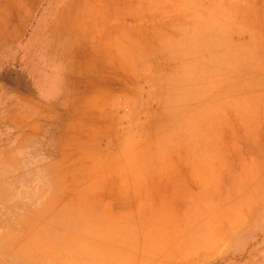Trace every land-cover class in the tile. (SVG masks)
Here are the masks:
<instances>
[{
    "label": "rangeland",
    "instance_id": "obj_1",
    "mask_svg": "<svg viewBox=\"0 0 264 264\" xmlns=\"http://www.w3.org/2000/svg\"><path fill=\"white\" fill-rule=\"evenodd\" d=\"M118 2L72 108L0 99V264H264V0Z\"/></svg>",
    "mask_w": 264,
    "mask_h": 264
},
{
    "label": "crops",
    "instance_id": "obj_2",
    "mask_svg": "<svg viewBox=\"0 0 264 264\" xmlns=\"http://www.w3.org/2000/svg\"><path fill=\"white\" fill-rule=\"evenodd\" d=\"M118 5V0H0V99L34 97L42 112L72 108L75 82L107 75L109 65H119L123 48L103 40L108 17L119 16Z\"/></svg>",
    "mask_w": 264,
    "mask_h": 264
}]
</instances>
